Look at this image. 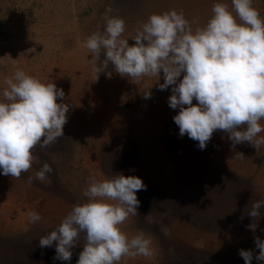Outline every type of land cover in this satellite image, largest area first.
<instances>
[{"label":"rangeland","instance_id":"1","mask_svg":"<svg viewBox=\"0 0 264 264\" xmlns=\"http://www.w3.org/2000/svg\"><path fill=\"white\" fill-rule=\"evenodd\" d=\"M215 3L227 4L235 16L231 0H0V99L5 78L20 69L62 89L57 103L69 106L64 135L32 150L28 172L19 179L0 174V264H77L84 233L70 261L54 259L55 246L41 248L39 238L87 202L83 191L91 179L121 173L141 178L146 190L136 193L138 214L119 228L129 238L143 232L154 254L123 257L119 264H245L241 249L253 251L251 264H264L255 259L254 244V237L264 240V208L258 221L247 215L252 202L264 199V145L233 148L227 134L216 131L200 150L198 141L179 135L172 119L179 109L168 105L172 86L158 87L162 71L158 81L133 83L109 65L111 76L102 72L96 79L84 47L88 36L104 31L107 6L125 21L121 38L131 46L151 14L183 11L195 30L206 25ZM252 5L264 18V0ZM236 152L244 157L234 158ZM45 162L54 172L42 182L35 173ZM29 210L42 219L30 223ZM252 222L255 232L247 227Z\"/></svg>","mask_w":264,"mask_h":264},{"label":"clouds","instance_id":"2","mask_svg":"<svg viewBox=\"0 0 264 264\" xmlns=\"http://www.w3.org/2000/svg\"><path fill=\"white\" fill-rule=\"evenodd\" d=\"M231 5L235 16L227 4L215 3L206 25L195 30L183 11L151 14L139 24L131 46L128 39L121 38L125 21L113 16V9L107 6L104 31L92 33L84 43L94 58L92 72L97 79L111 65L121 77L139 83L143 77L158 81L162 71L163 83L158 87L163 91L172 86L168 105L179 109L172 119L181 137L198 141L199 149L204 150L213 133L222 131L233 148L247 142L258 149L264 145V136L259 135L264 132V18L252 0H231ZM4 83L0 174L19 179L32 167L34 148H47L64 135L69 106L57 103L58 98H64L62 89L23 70L17 69ZM144 98H151L149 90ZM243 157L241 152L234 156ZM53 172L45 162L35 179L43 182ZM27 182L31 185L33 178L29 176ZM141 190H146V185L137 176L121 173L104 180L91 179L83 191L87 202L74 205L55 230L39 238V247L54 245V259L70 261L71 249L84 233L77 264H119L123 257H151V238L143 232L129 238L119 228L130 215L138 214L136 193ZM262 208L264 199L256 200L247 215L258 221ZM26 215L33 224L42 219L34 210ZM247 227L255 232L257 223ZM254 244L259 250L255 259L264 261V240L254 237ZM239 255L245 264L254 258L251 250L241 249Z\"/></svg>","mask_w":264,"mask_h":264},{"label":"crops","instance_id":"3","mask_svg":"<svg viewBox=\"0 0 264 264\" xmlns=\"http://www.w3.org/2000/svg\"><path fill=\"white\" fill-rule=\"evenodd\" d=\"M0 102H3V98L0 99Z\"/></svg>","mask_w":264,"mask_h":264}]
</instances>
